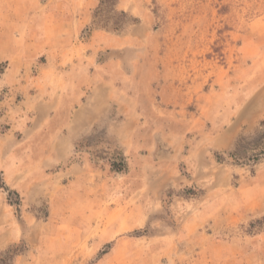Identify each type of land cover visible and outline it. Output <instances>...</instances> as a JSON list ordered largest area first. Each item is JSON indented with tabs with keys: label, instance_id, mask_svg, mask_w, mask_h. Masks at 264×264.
Returning a JSON list of instances; mask_svg holds the SVG:
<instances>
[{
	"label": "rangeland",
	"instance_id": "rangeland-1",
	"mask_svg": "<svg viewBox=\"0 0 264 264\" xmlns=\"http://www.w3.org/2000/svg\"><path fill=\"white\" fill-rule=\"evenodd\" d=\"M57 79L110 113L83 192L22 209L0 176V264H264V0H0V141Z\"/></svg>",
	"mask_w": 264,
	"mask_h": 264
},
{
	"label": "crops",
	"instance_id": "crops-1",
	"mask_svg": "<svg viewBox=\"0 0 264 264\" xmlns=\"http://www.w3.org/2000/svg\"><path fill=\"white\" fill-rule=\"evenodd\" d=\"M57 80L47 82L40 93L28 96L26 104L32 115L30 123L21 130L23 139L17 141L7 134L0 141V176L9 190L20 194L22 209L48 200L71 197L74 191H84L85 180L82 177L89 171L90 164L84 157L73 159L78 154L77 143L96 122L110 113L105 101L99 98L97 89L93 88L88 94L85 91L87 84ZM251 109L257 113L254 115L250 111L248 120L259 114L260 121H264L263 104L256 103ZM11 112L7 117L10 118V132H13ZM6 196L5 193V200ZM3 208L0 209L1 215ZM12 208L7 212L13 213ZM4 223L2 219L0 230ZM11 232L12 229L9 232L10 243H17L19 235L12 239Z\"/></svg>",
	"mask_w": 264,
	"mask_h": 264
},
{
	"label": "trees",
	"instance_id": "trees-1",
	"mask_svg": "<svg viewBox=\"0 0 264 264\" xmlns=\"http://www.w3.org/2000/svg\"><path fill=\"white\" fill-rule=\"evenodd\" d=\"M253 150H255V151H259L260 150V152L258 154H254L253 155V157H254L255 160H257L260 155H264V146L262 148H260V149H259V147L258 148H254ZM234 156L237 157L238 156L237 153H234ZM15 249H16V247L15 246H12L6 252V255L8 256V258H9V260L11 262H13L15 260V258L20 255V253L17 252Z\"/></svg>",
	"mask_w": 264,
	"mask_h": 264
}]
</instances>
